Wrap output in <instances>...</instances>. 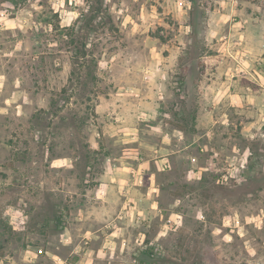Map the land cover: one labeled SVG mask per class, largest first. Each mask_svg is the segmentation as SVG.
Wrapping results in <instances>:
<instances>
[{"label":"rangeland","instance_id":"374dc122","mask_svg":"<svg viewBox=\"0 0 264 264\" xmlns=\"http://www.w3.org/2000/svg\"><path fill=\"white\" fill-rule=\"evenodd\" d=\"M71 36L96 83L69 81ZM167 122L216 132V164L173 174V214L112 248L75 229L109 132ZM67 243L88 264H264V0H0V264H76Z\"/></svg>","mask_w":264,"mask_h":264},{"label":"crops","instance_id":"0c3cea01","mask_svg":"<svg viewBox=\"0 0 264 264\" xmlns=\"http://www.w3.org/2000/svg\"><path fill=\"white\" fill-rule=\"evenodd\" d=\"M151 131L132 132L123 125L117 132L105 133L109 141V148H106L109 152L103 164L107 175L93 189H85L82 194L87 197L84 205L72 212L75 229L79 232L84 230L93 234L105 227L106 245L112 248L115 238L110 244V237L137 234L140 220L148 218L150 212L167 210L173 214L164 202V197L171 194L169 187L173 174H179L187 181L202 169H208L204 165L205 160L216 164L215 157L219 151L212 144L216 132H188L185 128L172 126L170 122L166 127L155 123ZM112 146L116 151H112ZM209 151L214 152L207 155ZM165 161H169V168L163 167ZM143 224L146 230L150 225L154 227L151 222ZM67 245L73 255L80 256L76 264H88L96 253L89 246ZM107 252L111 254V251Z\"/></svg>","mask_w":264,"mask_h":264},{"label":"trees","instance_id":"16d2710c","mask_svg":"<svg viewBox=\"0 0 264 264\" xmlns=\"http://www.w3.org/2000/svg\"><path fill=\"white\" fill-rule=\"evenodd\" d=\"M89 25L90 24L87 20L86 24H84L82 27H79V29L86 28ZM79 29L73 26L71 28V34H76ZM70 43V58L72 62V69L70 72L69 81L72 83L74 82V80H77V82L82 83L84 87H86L90 82L96 83L98 58L94 56L92 52H88L86 48L88 45V41L84 36H79L75 39L71 36Z\"/></svg>","mask_w":264,"mask_h":264},{"label":"built area","instance_id":"2783aa9c","mask_svg":"<svg viewBox=\"0 0 264 264\" xmlns=\"http://www.w3.org/2000/svg\"><path fill=\"white\" fill-rule=\"evenodd\" d=\"M169 161H165L164 163H163V167L164 168H169ZM44 253V250L42 249V248H40V249H37L36 250V252H35V255L36 256H38V255H41V254H43Z\"/></svg>","mask_w":264,"mask_h":264}]
</instances>
